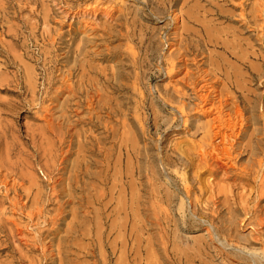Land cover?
Returning <instances> with one entry per match:
<instances>
[{"label":"bare ground","instance_id":"obj_1","mask_svg":"<svg viewBox=\"0 0 264 264\" xmlns=\"http://www.w3.org/2000/svg\"><path fill=\"white\" fill-rule=\"evenodd\" d=\"M123 1L124 0H112V5H108L109 7L106 6L105 8V4L102 3L103 1L100 2V0H98L95 1L96 6L91 11L103 9V14L108 15L110 19L113 18L114 11L121 12L120 16L122 18L120 27L123 26L122 28L125 29V34H120V30V33L117 32L118 35L116 38L119 40L123 36L125 40H127V45L125 49L117 48L111 51V54L109 53L108 56H104L102 59L115 61L118 58H122L126 64L117 66L114 70L101 69L94 66L91 63L93 57L91 58V54H89L90 50L87 51V44L84 45L83 43L82 46L80 45L74 49L73 53L76 54L75 57L73 56L74 54H72V50L69 49L66 61L62 64L63 68L58 69V71H61V77L56 81H53V79L47 80V89H44L46 90L48 98L52 101H49L50 104L47 103V106L45 104L46 114L45 117H43L46 118L49 125H52H50L51 128L49 127L50 130L53 129L52 127L55 128V126H57L58 133L60 134L58 137L60 144H64L67 138H69L68 144L66 145L67 150L63 152L64 156H62V161L60 163L62 167L56 168L58 170L57 172L60 174L63 170H67L69 166L68 156L77 153V159L72 162V167L69 172L70 175L69 177L67 176L69 179L68 181H70V183H68L70 192L73 189L71 188L72 182H81L83 178H85V181L82 183L89 189V184L94 186L91 188L94 189L97 187L99 188V183L107 187V184L112 182V186L109 190L110 192H108L110 193V198H108L109 200L107 199L108 201L106 200L104 202L103 200V197H107V193L103 192L104 189L96 193L91 192L92 194L90 193V197H92V200L87 201L84 198L85 201L81 200L84 202H81L82 205L86 204V206H89L90 204H97L102 208L103 212L101 214L97 213L100 219L97 221L101 223V221L104 220L102 223H108L110 230L108 232H102L100 229L104 226L98 229L102 226L98 224L96 225L99 227L96 228L97 231L95 236H91L95 237L91 240L92 242L87 245L83 242L81 243V239L77 237V233H79L82 228L81 224H85L86 228H83L88 229L87 226L90 225L88 220L93 222L98 217H91L90 219H88V217V220L86 219L85 221L84 216H82L83 214L79 215L77 208V210L72 212L75 221L73 220L74 223L69 228V231L75 236L72 237V239H76L77 237L80 239V243L72 241L75 245L68 246L67 244H58L59 246L57 249H53L54 246L51 247V245L44 243L45 245L41 246L42 253L45 257H51L57 250V253L62 257L59 263L62 264H190L197 261L196 258L198 257H200L199 264H208L206 256L209 255L207 253L209 252L210 246L205 241L201 240V242L199 241V243L193 245L194 252L192 253L186 250L185 246V248L183 247L184 249H177L175 246V248H170L171 245H167L171 241L170 233L163 228L165 226L160 228L163 222L161 223L159 213H161L160 211L163 209L160 208L163 204H172L174 195L162 192L156 185V180L164 174H162L159 169L157 163L158 159L155 154L147 149H141L138 146L141 141V132L139 129L137 130L136 128V132L132 137L128 136L129 131L125 129V119L134 110H132V105L137 104L138 106L136 107L139 108L141 107L139 105L145 104V100L147 99L145 97L144 99L142 98L144 94L140 90L145 64L148 65V62L155 64L160 61L159 64L156 63L159 69L154 73L158 77L166 75V77L170 79L186 70L184 76L180 79L183 83L182 86H179L176 80L172 89H166L164 92H159L160 89H157L159 97L164 102V106L158 103L159 107L161 106L163 108L166 105L173 110L172 119L168 121V125H165L167 129H175L181 125L184 126L185 130L193 131L190 135L191 138L186 140L184 145H178L171 152L166 153L165 159L161 158L162 164L166 167V169L164 168L166 171L172 168L171 172L168 173L170 176L168 180L178 185V188H180L182 192L180 194L181 208L183 209L186 206V201L188 200L187 202L193 207L191 211L192 216L199 217L207 221V223L209 222V225H211L213 229L215 228L216 237L218 240L222 241L224 246L218 249V253L221 251L222 255L225 256V259H228L227 261L230 264H264V231L262 232V229H264V205L260 204L262 203V199L264 200V106L261 102L262 99L256 95L254 90V88H261L259 85H264V75L262 72L264 61L263 54L254 48L255 46L252 42L254 40L263 42V23L262 25H260L261 23L257 24V21L261 20L260 18L263 17V3L258 5L254 3L248 11L249 4L246 2L249 0L239 2L243 7L240 14V29L227 32L216 27L217 25L214 24V18L229 19L227 6L233 5L232 3L236 0H200L201 2L203 1L204 4H200L199 2L194 3V0H184V6L178 12L176 11V7L181 0H149L142 8L135 11L134 18L139 16L146 20L155 18L159 21L170 19L168 25L171 26L170 28L174 29L173 36L168 34L163 35L164 41L163 38H159L155 32L148 35H141L140 33L139 35L135 28L136 18L131 19V17H128L126 13H124L125 7L124 4H122ZM98 5H102L103 8H99L101 6ZM260 31H262V34L259 33L261 35H258ZM108 32L109 34L111 33L110 30ZM243 34H248L249 36L243 37ZM256 35H258V37ZM112 36L113 35L110 37ZM137 40H139V42L141 41L142 44H148L145 49L144 57H141V50H135V47L131 45V43ZM166 44L169 45L168 49H171L168 56L165 54L162 55L163 48ZM71 61H73L72 65H70ZM64 66L68 68L63 70ZM45 67L47 66L45 65ZM130 68L131 70L126 72V70ZM25 70L27 76L25 84L29 87L22 86L18 88L19 91H17V93L20 96L28 93V90L32 91L35 90V88L37 89V87H35V82L39 77H35L36 71L31 69ZM139 70H141V72ZM48 75L47 77L50 76ZM129 81H131V84ZM56 83H59V85L55 87ZM52 90L54 91L52 92ZM123 91H126V93L120 97L122 103L120 102L119 108H117V106L114 107V103L112 102L113 97L110 96L111 93H121ZM65 93L68 94V96L60 103ZM126 94H129V96H125ZM36 96L34 98H36ZM23 101L27 102L26 99H23ZM155 103L157 102L155 101ZM151 107L152 106H150V109ZM260 107H262V110ZM100 112L107 113V118L113 119L114 122L111 121L106 123L104 121L105 118L102 120L99 115L97 116ZM57 113H60V115H58L57 121H54L53 116ZM82 113H85V115ZM117 117L123 118V122L121 120L119 121V119L117 120ZM157 119L158 115L154 114V125H157ZM55 122L57 123L55 124ZM53 124L55 125L53 126ZM115 124H117V126L120 125L121 129H123L121 134L119 126L115 128ZM132 124L134 125H132L133 127L136 126L135 121ZM80 125H83L85 129L83 127H81V130L75 129ZM101 127L104 129L106 128V132L109 136L108 139L112 137V142H116L117 137L120 139L119 144L116 142V148L119 150V158L115 162V167L113 166L115 171L111 174H105L103 171L99 173L90 171V166L96 165L99 161L95 163L93 159H88L86 155L88 152H94L93 149L101 145L97 146V142L95 143L92 141L93 135L91 133L89 134L88 131ZM112 127L113 130L109 132ZM245 140H247L246 143H244ZM97 141L99 143L102 142L99 140ZM97 152H100V150H97L96 153ZM110 155L111 153H108L107 157H105L107 165L106 167L104 165V167L107 172H111L109 169H112L113 162L110 160ZM241 159H246V162L240 164L239 161ZM50 163L55 162L51 161ZM181 168H183V173L180 172ZM204 173L216 179L221 174L222 178H220L218 183L214 184L215 186H197L201 174ZM33 175L34 173L32 176ZM32 176L30 179L35 178ZM88 176L95 178L94 182L88 183L90 180ZM86 178L89 179L88 182ZM136 179H142L144 182L138 183ZM228 179H234L235 181L239 180L249 184L254 183L253 194L255 200L253 206L247 210L249 214L252 213V217L247 218V220L260 226L255 228L257 235L255 237L252 236L255 241L261 242L262 246H259L260 248L255 247V242H252V240L249 239L250 237H242L234 231L235 227L233 228V226L234 222L237 224V216L234 215V220L230 218V221H224L223 224H219V218L222 213L228 212L233 215L234 212L240 213L241 210L245 209L244 206L241 205V202L238 203L236 200L232 201L229 199V194L234 188L233 184L229 186L219 185L221 182ZM58 181H61V177L58 178ZM32 182L33 181H31V184ZM77 187L81 188V185ZM77 190L78 189H76V191ZM139 197H147L149 199L147 202H151L154 211L153 214L155 215V218H153L155 221L154 224L160 225L159 232L164 233L162 234L163 237L160 238L161 240L159 242L161 243L159 247L155 244L147 247L143 244H130V241L129 243L126 241V244L122 243L123 240L121 242L119 241L124 233H122V228L125 225H122L123 221L118 222V220L124 219L123 214H125V217L127 216L130 218V220L133 219L132 221L138 220L137 214L141 212L137 213V211H139L138 205H143V203H141L143 198L140 200ZM204 197L207 198L204 199ZM51 198H54V196H51ZM114 200L118 203L116 207L120 205L123 206L124 209L118 208L119 210H116L117 219L113 217V219H115L113 220L111 218L110 222H108L106 220L112 215L110 213L106 214V210L111 207ZM69 203L68 201V204ZM57 204H59V207L57 208L56 214L49 217L47 220L50 232L52 233L63 226L61 222L65 219V215L63 214L66 210L65 205L67 201H59ZM114 211L113 209L112 214H114ZM165 216L166 215H164V217ZM82 219H84V221H82ZM247 220H241L240 222L243 223V221H245L243 224L245 225ZM132 224L131 231L133 232L134 227ZM210 227L207 226L205 230L208 233V238L212 242H215L216 237L213 232L214 230ZM92 228L91 226L89 230H92ZM116 228L119 229V233L115 236L111 233L116 231ZM112 235H114V240ZM221 238H223V240H221ZM150 241L149 239V242ZM229 248L236 249V252L231 251L233 249L230 250ZM144 255H146V258ZM56 257L57 256L54 258ZM82 257L84 258L83 260H81ZM57 258L59 261V257ZM55 261L54 259L52 264L55 263Z\"/></svg>","mask_w":264,"mask_h":264},{"label":"rangeland","instance_id":"obj_2","mask_svg":"<svg viewBox=\"0 0 264 264\" xmlns=\"http://www.w3.org/2000/svg\"><path fill=\"white\" fill-rule=\"evenodd\" d=\"M95 1L98 0H0V264H52L54 259L56 261L53 264H58L62 257H60L61 255L57 253V250L53 255L59 257V261L58 258H54L55 256L53 255L51 257H45L41 250L42 245H51V247L54 246L53 249H57V247L59 246L58 244H67V246L75 245V243H80V239L81 243L83 242L87 245L92 242L91 240L93 238H95L91 236H95L97 231L96 228H98L100 225L102 226H100L98 229L104 226L103 228H101L102 230L100 229V231L108 232L110 230L108 227V223H102L104 222V220L101 221V223L100 221H97L100 220L98 215L103 212L102 208L97 204H90L91 206H86V204L82 205L81 202H84L81 200H92V197H90L92 193H96L97 191L104 189L103 192L107 193V197H103V200L105 202L108 198H110V193L108 192H110L109 190L112 186V182L108 183L109 185L107 184V187L99 183V188H94L96 189L94 190L91 189L94 186L90 184V189L86 188L87 186H84L82 182L85 181V178H83V181L81 182H72L71 188L73 189L70 192L68 186V183H70V181H68V177L70 175L69 172L72 167L71 164L74 160L77 159V153L68 156V169L61 172L64 175H62L61 173L59 174L56 168L62 167L60 163L62 161V156H64L63 152L67 150L66 145L68 144L69 138H67V141L64 144H60L58 138L60 134L58 133L57 126H55V128L52 127L53 129L50 130L52 125L50 124V126L49 122L46 120V118H44L46 114L45 107L52 101L48 98L46 90H44L47 89L46 82H48L49 79H53V81H56L61 77V71H58V69L63 68L62 64L66 61V56L69 49H71L72 54H74V49H76L80 45L82 46L83 43L84 45L87 44V51L90 50L89 54H91V58L93 57L91 63L101 69L104 68L107 70H114L115 67L126 64V62L123 61L122 58H118L115 61L102 59V57L108 56L109 53L111 54V51L116 50L117 48L125 49L127 40H125L123 36L119 40H117L116 38L118 33L120 32V34H125V29L122 28L123 26L120 27L122 18L120 16L121 12L114 11L113 18L110 19L108 18V15L103 14V9L91 11L96 6ZM111 1L112 0H100V2L105 4V6L103 5L105 8L106 6L109 7L108 5H112ZM148 1L149 0H124L122 2L125 7L124 13H126V15L128 17H131L132 19L135 16V11L142 8ZM241 1L245 0H236L232 3L233 5L227 6V9L229 11V19H216L215 16V18L212 17L215 19L214 24L217 25L216 27H218L222 31L227 32H233L237 29H240V14L241 9L243 8L239 4V2ZM196 2L204 4V2H201L200 0H194V3ZM91 3L94 5H92ZM246 3L249 4L248 11L254 3L257 5L263 3L264 8V0H249ZM98 6H101L99 8H103L102 5ZM183 6L184 0H181L176 7V11H180ZM135 18V28L138 31L139 35L140 33L141 35H148L152 32H155L158 37L161 39L163 38V40V35L168 34L170 36H173L174 29L170 28L171 26L168 25L170 19H163L162 21H159L155 18H150L149 20H146L139 16ZM260 19L261 20L257 21V24L261 23L260 25H262L263 23L264 26V11L263 17ZM109 30L111 31L110 34L108 32ZM259 33L262 34V31L258 32V35H261ZM111 35L113 36L110 37ZM258 35L256 36L258 37ZM248 36V34H243V37ZM254 41H252L255 46L254 48L263 54L264 61V32L263 42H261L260 40ZM141 44L142 43L141 41L139 42V40L131 43V45L135 47V50H141V57H144L145 49L148 44L144 43L142 44L143 46ZM168 48L169 45L166 44L163 48L162 55H169L171 49ZM73 56L75 57L76 54H74ZM72 63L73 61H71L70 65H72ZM156 63L159 64L160 61ZM156 63L152 64L151 62H148V65L145 64V67L143 68L142 75L144 76H142L141 79L142 84L140 85V90L144 94L142 98L144 99L145 97L147 99L145 100V104L139 105L141 106L139 107L140 109L136 107L138 106L137 104L132 105V110H134L125 119V129L129 131V137H132L135 134L136 128L137 130L139 129V131L141 132V141L138 146L141 149H147L151 153L155 154L158 159L157 163L159 165V169L161 173L164 174L163 176L159 177L158 180H156V185L162 192L171 193L174 195V197L172 200V204H163L160 207L163 208L160 211L161 213H159L161 223L163 222L161 226L154 224L155 221L153 218H155V215L153 214L154 211L151 202H147L149 201V199L147 197H139L140 200L143 198L141 200V203H143V205H138L139 211H137V213L141 211L139 214H137L138 220L132 221L133 219L130 220V218H128L127 216L125 217V214H123L124 219L118 220V222L123 221L122 225H125V228H122V233H124L120 237L121 239H119V241L121 242L123 240L122 243L124 244H126V241L128 243L130 241V244H143L147 247H149V245L151 246L155 244L159 247L161 243L159 242L161 240L160 238H162V234H164L163 232H159V229L165 226L163 228L168 230V232L170 233L171 241L167 244L169 246L171 245L170 248L177 247V249H182L185 246L186 250L192 253L194 252L193 245L199 243V241L201 242L202 240L210 246L209 252L207 253L209 255L206 256V261L208 262V264H230L227 261L228 259H225V256L222 255L221 251L218 253V249H221L224 246L222 244V241L217 239L215 228L213 229V227L209 225V222L207 223V221L202 220L199 217L192 216L191 211L193 210V207L189 204V202H187V199L185 206L186 209L185 207L183 209L181 208L180 194L182 192L180 191V188H178V185L173 184L170 180H168L170 179L168 173L171 172L172 168L166 171V167L162 164L161 158L165 159L166 153L171 152L178 145H184L185 141L191 138L190 135L191 132L193 133V131H187L185 130L184 126L181 125L178 128H172L168 130L165 125H168V121L172 119L173 110L166 105L163 108L161 106L159 107L158 105V103H160L162 106H164L163 100H161V98L159 97V92H164L166 89H172L174 86L173 84H175L176 80L178 81L179 86H182L183 83L180 79L184 76L186 70H184L181 74L174 76V78L169 79L166 77V75L158 77L156 76V74H154L155 71L159 69V66ZM45 65L47 67H45ZM65 68L68 67L64 66L63 70H66ZM25 69L36 71V73L34 72L35 77L39 78L35 79L39 81L37 82L35 80L37 82H35V87H37V89L35 88V90H32L33 92L28 90V93H25L24 95H22V97L18 95L17 91H19L18 88L27 85L25 84L27 81ZM130 70L131 68L127 69L126 72H129ZM139 71L141 72V70ZM262 72L264 75V65ZM47 75L49 77H47ZM129 82L131 84V81ZM57 85H59V83H56L55 87ZM259 86L261 88H254V90L256 92V95L260 97V99H262L261 102L264 106V85ZM157 89H160L159 92L157 91ZM53 91L54 90H52V92ZM123 92H116L113 94L111 93L110 96L113 97L112 102L114 103V107L117 106V108H119V105L122 103L120 97L124 95L126 91ZM41 94L44 96H42ZM129 94H126L125 96H129ZM34 95H37L36 98H34ZM67 96L68 94L65 93V95H63V97L61 98L60 103L64 101V98H66ZM22 98L26 99V101L29 103L23 101ZM155 101L157 103H155ZM150 106H152L151 109ZM260 109L262 110V107H260ZM82 114L85 115V113ZM154 114L158 115L157 125H154ZM58 115H60V113L54 114V121H57ZM98 115L102 118V120L105 118L104 121L106 123L113 121V119L107 118L108 115L105 112H100L99 114H97V116ZM118 119L119 121L123 120V118L120 117H117V120ZM134 121L137 127H133L134 125L132 123ZM56 123L57 122H55V124ZM55 124H53V126ZM115 125V128L119 126L121 134L123 132V129H121L120 125ZM81 127L85 129L83 125H80L75 129L81 130ZM112 130L113 127L109 132H111ZM105 132L106 128L104 129L103 127L99 129H91L90 131H88L89 134L91 133L93 135L92 141H94L95 143L97 142V146L101 144V148L96 147L97 149H93L94 152H88L86 153V155L88 156V159H93L95 163L99 161L96 163V165L94 164V166H90V171L95 173L103 171L105 172V174H111L115 171V162L119 158V150L118 148H116V142L117 144H119L120 139L117 137L116 142H112V137L108 139V133L106 132L105 134ZM97 140L102 142L99 143ZM246 142L247 140L244 141V143ZM97 150H100V152H97L98 154L96 153ZM108 153H111L110 160L113 162L112 169H109V171L111 172H107L105 168L107 165V163L105 162V157H107ZM55 154H57L58 156ZM50 160L54 161L56 164L50 163ZM244 162H246V159H241L239 161L240 164ZM181 169L180 172L183 173V168ZM33 173L34 175L32 176ZM30 175L35 178L30 179ZM59 177H61L60 182L58 181ZM88 178H86L87 182L89 180L88 183L94 182L95 178H91V176H88ZM220 178H222L221 174L217 179L211 177L207 173L201 174L197 186H215L214 184L218 183L220 181ZM31 181H33L32 184ZM136 181L138 183L144 182V180L142 179H136ZM79 184L81 185V188L77 187L80 186ZM232 184L234 185V188L229 194V199L232 201L236 200V202L238 203L241 202V205L244 206L245 209L241 210L240 213L234 212L233 215L228 212L222 213V218L220 217V220L218 219L220 221L219 224H223L224 221H230V218L234 220L235 216H237V224L234 222L233 226V228L235 227L234 231L242 237H250L249 239H251L252 242H255V247L260 248L262 246L261 242L255 241L254 238H252V236L255 237L257 235V231L255 230V228H258L260 226L247 220V218L252 217V213H250V215L247 210L248 208H251L253 206L255 200V196L253 194L254 183L249 184L239 180L235 181L234 179H228L221 182L219 185L229 186ZM76 189L78 190L76 191ZM51 196H54V198H51ZM159 198L162 199L161 197ZM205 198L207 197H204V199ZM59 201H67V204L65 205L66 210L63 214L65 215V219L63 220V222H61L63 226L61 225L62 227H59V230H56L54 233H52L50 232V227L47 220L49 217L56 214L57 208L59 207V204L57 203H59ZM68 201L70 202L69 204ZM113 202L112 204L114 206L111 204V207L106 210V214L110 213L112 215L106 220L108 222H110L111 218L113 219V217L117 219V211L119 210L118 208L124 209V207L120 205L116 207V205L118 204L116 203V200H114ZM261 202L262 203L260 204L264 205L263 199ZM77 208L79 211V215L83 214L82 216H84L85 221L88 217V219H90L91 217L98 218L93 222L87 219L88 223L90 222V225L87 226L88 229H85L86 226L82 223L83 226L81 224L82 228L79 233H77V237L80 239H78L77 237L76 239H72V237L75 236L71 234L72 232L69 231V228L75 221L72 212H74V210H77ZM111 209L115 210L114 214H112L113 212ZM97 213L99 214L97 215ZM164 215L166 216L164 217ZM241 220H247L246 224L243 225L245 221L241 223ZM82 221H84V219H82ZM190 222L193 224H191ZM98 224L99 226L97 227L96 225ZM131 224L134 227L133 232L131 231ZM91 226L93 228L92 230H89ZM207 226H211L210 228L214 230L213 232L216 237L215 242H212L208 238V233L205 230ZM116 231H113V233L111 234H114L116 236L117 233H119V229H117ZM263 231L264 229H262V232ZM156 232L159 233L157 234ZM47 235L50 236L48 237ZM114 235H112L113 240ZM139 239L142 240L140 241ZM149 239L151 240L150 242ZM175 239H178V242ZM69 240L71 241V243ZM221 240H223V238H221ZM72 241L75 243H73ZM229 249L231 250L233 248ZM235 250L236 249H233L231 251L236 252ZM144 257L146 258V255H144ZM83 259L84 258L82 257L81 260ZM199 259L200 257L196 258L197 261L190 264H199Z\"/></svg>","mask_w":264,"mask_h":264}]
</instances>
